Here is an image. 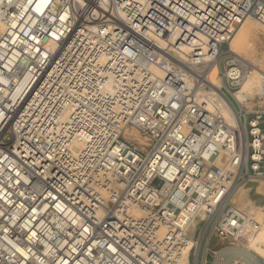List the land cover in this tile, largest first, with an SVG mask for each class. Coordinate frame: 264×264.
<instances>
[{
	"label": "built area",
	"instance_id": "2783aa9c",
	"mask_svg": "<svg viewBox=\"0 0 264 264\" xmlns=\"http://www.w3.org/2000/svg\"><path fill=\"white\" fill-rule=\"evenodd\" d=\"M247 18L264 26V0H0V264H177L194 242L190 264H214V240L242 245L233 189L264 182V105L230 104L254 72L226 54Z\"/></svg>",
	"mask_w": 264,
	"mask_h": 264
},
{
	"label": "bare ground",
	"instance_id": "6f19581e",
	"mask_svg": "<svg viewBox=\"0 0 264 264\" xmlns=\"http://www.w3.org/2000/svg\"><path fill=\"white\" fill-rule=\"evenodd\" d=\"M139 6L143 3V0H135ZM264 36V26L256 22L252 18H247L244 21L240 23V25L237 28V32L231 41L229 45V52L226 53L229 55H234L237 59H239L242 63L246 65H251L253 68V74L251 77L246 79L244 83L241 85L240 90L235 95V100H230V104L234 106L236 110L240 109V106H243L247 109H253L252 106L256 103L255 102V96L258 94V86L260 84L259 75L264 74V55L258 56L257 49L261 47V37ZM161 63H164L163 60H161ZM56 65L48 71H50V74H53L56 69ZM74 66H68L67 72H65V76L70 75L69 72H73ZM217 71H213L212 77L215 78V75ZM113 90V89H110ZM221 92L225 93V90L223 88L220 89ZM217 93H213L211 98L216 95ZM216 98V97H215ZM259 100L260 98H256ZM256 100V101H257ZM224 115L228 119H233V113L229 111L227 108L224 110ZM125 138L129 141H134L137 143H143L145 140L134 130L128 129L126 130ZM79 137L86 141L91 140L92 137L89 133L82 131ZM255 180V179H254ZM249 182L252 181V178L248 180ZM247 182L246 184H240L238 186H235L233 189V196L232 198L236 196L237 200L239 201V204L241 203V206L243 209L246 210V212H243L240 207L239 209L250 219L253 220L251 216L256 215V219L253 220V229H251L250 234H246L243 241L241 242L243 246H254L255 244H258V246L264 251V213H262V209H264V184H249ZM252 193V202L247 203L248 206H245L244 198L247 194ZM238 203H236L237 205ZM204 216L200 215L199 219H194L192 221V233H195L197 230H199L200 223L203 220ZM195 246L197 249L199 247V242L195 244L190 243L189 248L184 252L181 259L178 261L177 264H190V258H188V254L190 253V249ZM236 264H241L237 261H235Z\"/></svg>",
	"mask_w": 264,
	"mask_h": 264
},
{
	"label": "rangeland",
	"instance_id": "374dc122",
	"mask_svg": "<svg viewBox=\"0 0 264 264\" xmlns=\"http://www.w3.org/2000/svg\"><path fill=\"white\" fill-rule=\"evenodd\" d=\"M261 37V47H259L257 49V53H258V56H262L264 55V36H260ZM255 100V104L252 106V108H256V107H259L261 105H264V101L259 99H254ZM257 100V101H256ZM253 178L251 182V184H254L256 186V184H264L263 181L259 180V179H255ZM247 182H249L248 180L241 183V184H246ZM249 182V184H250ZM158 182L156 181L155 182V185L157 184ZM240 184H237L236 186H238ZM252 196L253 194L252 193H249L246 195V197L244 198V201L242 203L245 204V206H248L250 202H252ZM236 203H238L236 205ZM248 203V205H247ZM231 204L233 206H235L236 208L239 209V207L241 206V203L239 204V201L237 200L236 196L234 197V199L232 198L231 200ZM240 209L243 211V212H246L245 209L242 208V206L240 207ZM262 213H264V209H262ZM254 219H256V215L255 216H251ZM203 246H204V243L202 244V247L201 249H203ZM245 248H248L247 246H243V245H238V244H235L234 245H229V243L227 242H218V241H214L213 244L211 243V246H210V250L212 251H217L218 254H217V257L215 259V262L214 264H230L233 260H235V257H238L239 255H241L243 261L245 262V264H253L252 263V260L249 261L247 256H250V258L254 259H259V257L257 255H255L254 253L252 252H249L248 250H246ZM223 259L222 261H220V259Z\"/></svg>",
	"mask_w": 264,
	"mask_h": 264
},
{
	"label": "crops",
	"instance_id": "0c3cea01",
	"mask_svg": "<svg viewBox=\"0 0 264 264\" xmlns=\"http://www.w3.org/2000/svg\"><path fill=\"white\" fill-rule=\"evenodd\" d=\"M214 241L216 242V240H214ZM213 242H212V244H213ZM218 242H220V241H218ZM245 249L248 250L249 252L254 253L255 255H257L259 257V259H256V258L252 259V258H250V256H247L249 261L252 260L253 264H264V251L258 246V244H255L254 246L250 245V246H248V248H245ZM233 261H237L241 264H245L241 255H239L238 257H235V260H233Z\"/></svg>",
	"mask_w": 264,
	"mask_h": 264
}]
</instances>
